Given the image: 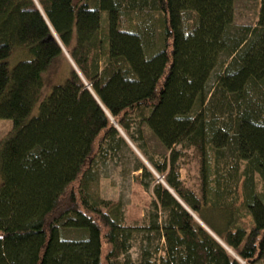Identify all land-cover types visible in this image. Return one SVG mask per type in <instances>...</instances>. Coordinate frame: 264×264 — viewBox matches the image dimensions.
<instances>
[{
  "label": "trees",
  "instance_id": "1",
  "mask_svg": "<svg viewBox=\"0 0 264 264\" xmlns=\"http://www.w3.org/2000/svg\"><path fill=\"white\" fill-rule=\"evenodd\" d=\"M235 1L0 0V121L12 123L0 141V264L264 260V0L255 27L235 26ZM155 13L163 48L150 55ZM64 59L69 78L54 84ZM119 129L148 162L133 170L153 192L133 223L145 226H125L123 202L93 192L101 164L133 153ZM178 147L200 154L201 197L181 180Z\"/></svg>",
  "mask_w": 264,
  "mask_h": 264
},
{
  "label": "rangeland",
  "instance_id": "2",
  "mask_svg": "<svg viewBox=\"0 0 264 264\" xmlns=\"http://www.w3.org/2000/svg\"><path fill=\"white\" fill-rule=\"evenodd\" d=\"M261 10V0H236L235 1V26L255 27L259 21V14ZM155 26L149 36L147 43V52L151 55L163 48L162 37V15L155 13L153 15ZM141 21V20H140ZM68 55V54H66ZM149 57V56H148ZM222 67H219L212 76L209 87H214L217 81V77L221 72ZM58 70V72H56ZM55 73L52 77V83L63 85L69 75V65L64 59L59 63ZM59 82V83H58ZM137 123V127H138ZM138 129V128H137ZM12 130V123L10 121H0V141L4 139L7 134ZM144 133L145 144L148 151L154 156L155 160L163 161V155L168 154L164 147L159 143L156 137L146 128L142 126ZM126 137L128 144L132 150V154L127 150L121 154V158L116 161L111 160L106 165L101 164L100 173L101 177L99 183L93 186V192L100 196L102 199L119 202L122 201L125 208V226H145V221L133 224L135 221L144 219L147 217L148 204L153 199V192H145L140 186L141 173H133V170L137 164V158L141 159L145 164L147 160L142 153L138 150L136 144H134L122 131ZM178 150L181 149L178 147ZM181 156L178 162L180 169L181 180L185 188L193 191L196 195L201 197L202 195V178H201V159L200 154L196 149L181 150ZM136 155V156H135ZM211 163H214L213 154L209 156ZM228 160V158L226 159ZM224 160V162L226 161ZM229 161V160H228ZM232 162V160L230 159ZM226 164V162H225ZM228 164H226L227 166ZM148 166V165H147ZM245 164H242L244 169ZM225 167V166H224ZM157 174V173H156ZM156 182L165 184L163 176L155 175ZM259 183V182H258ZM261 184L259 183V190ZM235 196V195H234ZM233 196V198H235ZM209 229V228H208ZM70 238H79L80 235L73 232L68 233ZM131 259L133 262L138 263L140 260V241L135 242L134 248L131 251ZM258 264H264V260Z\"/></svg>",
  "mask_w": 264,
  "mask_h": 264
},
{
  "label": "water",
  "instance_id": "3",
  "mask_svg": "<svg viewBox=\"0 0 264 264\" xmlns=\"http://www.w3.org/2000/svg\"><path fill=\"white\" fill-rule=\"evenodd\" d=\"M67 54V53H66ZM68 57V55H67ZM68 59L70 60V58L68 57ZM71 61V60H70ZM72 63V62H71ZM73 64V63H72ZM74 67V65H73ZM74 69L76 70V68L74 67ZM98 103L100 104V106L103 108L102 104L100 103V101L98 100V98H96ZM104 109V108H103ZM112 123L115 125V127L118 128L117 124L115 123V121L112 119ZM119 131L122 133V131L119 129ZM148 165V164H147ZM167 187V186H166ZM168 188V187H167ZM168 190L174 195V197L189 211V213L202 225L203 228H205L212 236H214L211 231L201 222L199 221V219L178 199V197L174 194V192L168 188ZM215 237V236H214ZM216 238V237H215ZM242 264H246L244 262H242Z\"/></svg>",
  "mask_w": 264,
  "mask_h": 264
}]
</instances>
